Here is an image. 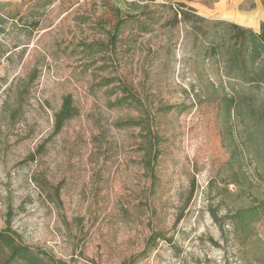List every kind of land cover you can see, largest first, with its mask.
<instances>
[{
    "label": "rangeland",
    "instance_id": "374dc122",
    "mask_svg": "<svg viewBox=\"0 0 264 264\" xmlns=\"http://www.w3.org/2000/svg\"><path fill=\"white\" fill-rule=\"evenodd\" d=\"M179 4L195 11L175 22ZM202 6L213 0H0V231L26 255L264 264L256 111L223 104L248 94L250 64L208 56L232 23L259 33L264 0ZM0 264L30 263L1 242Z\"/></svg>",
    "mask_w": 264,
    "mask_h": 264
},
{
    "label": "trees",
    "instance_id": "16d2710c",
    "mask_svg": "<svg viewBox=\"0 0 264 264\" xmlns=\"http://www.w3.org/2000/svg\"><path fill=\"white\" fill-rule=\"evenodd\" d=\"M192 11H195L192 7L179 4L174 8L173 19L175 22H178L177 16L181 15V18L186 20L190 17L189 13ZM259 29L260 32L256 33L250 28H243L232 23L230 24L231 32L227 35L229 40L232 41L231 44L222 41L218 42L209 48L208 52V56L214 57L217 48H224V63L229 67L232 66L233 68L242 69L247 65L246 61L250 64L251 75L243 80L244 85L248 86V88H246L248 94L237 96L235 93L236 96L234 95L228 100H225L223 104L227 107L226 109H229L232 104L233 107L238 109L249 106L252 111V109L255 108L256 116L253 119L254 125L252 126L253 130H251L252 132L250 135V140L253 142L250 143L249 146L255 153L259 151V148L264 151V117L261 115L262 111H257L258 109H264V98L261 93V88L264 86V68L262 65V67H260L261 61L264 62V21L260 24ZM245 52H248V60L245 59ZM1 242L10 251V256L12 258L20 257L23 261L29 262L30 264H41L40 259L34 254L31 253L26 255V253H29L27 252V248L14 246L12 237L5 231H0V243Z\"/></svg>",
    "mask_w": 264,
    "mask_h": 264
},
{
    "label": "crops",
    "instance_id": "0c3cea01",
    "mask_svg": "<svg viewBox=\"0 0 264 264\" xmlns=\"http://www.w3.org/2000/svg\"><path fill=\"white\" fill-rule=\"evenodd\" d=\"M132 1V0H129ZM145 1V0H142ZM224 1L226 2L227 0H213V10L207 8L206 6H202L199 9L198 15L201 16H211L212 14H217V11L220 7H222ZM237 0H229L231 8H233L236 5Z\"/></svg>",
    "mask_w": 264,
    "mask_h": 264
}]
</instances>
